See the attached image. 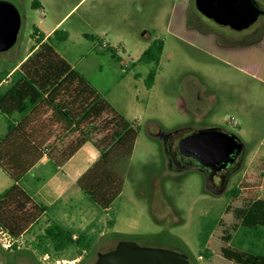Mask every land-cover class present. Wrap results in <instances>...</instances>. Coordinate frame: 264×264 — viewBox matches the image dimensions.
<instances>
[{"label":"rangeland","instance_id":"1","mask_svg":"<svg viewBox=\"0 0 264 264\" xmlns=\"http://www.w3.org/2000/svg\"><path fill=\"white\" fill-rule=\"evenodd\" d=\"M5 1L18 8L22 26L14 46L0 52L1 77L35 44L34 27L48 32L75 7L59 24L68 38L54 41L56 51L118 113L137 121L139 134L131 158L123 164L116 157L112 163L124 179L112 215L82 191L73 200L85 216L72 229L86 234L87 249L72 245L44 259L33 242L53 220L47 216L16 249L2 245L6 241L0 232V264H94L99 252L116 246V233L141 246L186 253L190 264H230L221 253L223 229L235 221L225 211V193L239 187L230 200L233 206L264 198V12L249 28L235 31L203 15L195 0H38V8L33 0ZM256 1L264 10V0ZM157 37L165 40V48L156 82L148 88L144 80L150 66L133 62ZM106 44L121 61L105 51ZM214 126L237 134L245 150L240 161L213 179L194 164L180 165L177 158L180 138ZM40 169L31 171L24 187ZM10 182L0 170V191ZM68 202L64 196L56 207ZM232 234L236 244L239 234Z\"/></svg>","mask_w":264,"mask_h":264},{"label":"trees","instance_id":"2","mask_svg":"<svg viewBox=\"0 0 264 264\" xmlns=\"http://www.w3.org/2000/svg\"><path fill=\"white\" fill-rule=\"evenodd\" d=\"M32 6L38 8L40 4L33 0ZM32 35L35 45L10 74L5 88L0 76V115L7 126V134H0V170L13 180L11 186L0 192V231L14 240L35 231L47 209L37 204L20 185L44 154L51 152L52 156L67 160L85 141H92L100 151V158L79 178L78 185L92 203L107 212L124 188L122 175L110 163L115 157L123 164L127 162L139 134V125L118 113L56 51L54 41L68 38L65 30L57 28L46 37L34 27ZM85 36L96 39L93 35ZM164 48L165 40L154 38L133 62L150 66L144 80L148 88L156 82ZM105 51L121 61L114 47L106 44ZM9 73L5 71V75ZM71 128L80 133L79 137L67 148H54V143ZM239 192L235 186L225 193V211L232 213L235 221L230 229H223L221 253L230 264H264V198H250L240 206H233L230 200ZM232 232L239 234L236 244H232ZM116 235L119 240L124 238L122 233ZM87 238L86 234L76 235L73 229L51 221L42 232H36L33 247L40 255L49 254L50 258L72 245L87 249L90 246ZM17 243L12 248L16 249Z\"/></svg>","mask_w":264,"mask_h":264},{"label":"water","instance_id":"3","mask_svg":"<svg viewBox=\"0 0 264 264\" xmlns=\"http://www.w3.org/2000/svg\"><path fill=\"white\" fill-rule=\"evenodd\" d=\"M195 4L203 15L220 26L238 31L252 26L264 12L256 0H195ZM21 26L18 8L0 0V52L14 46ZM244 150V143L237 134L215 126L195 130L178 141L181 155L196 159L201 169L214 172L242 158ZM94 264H190V259L186 253L121 239L114 248L99 252Z\"/></svg>","mask_w":264,"mask_h":264},{"label":"crops","instance_id":"4","mask_svg":"<svg viewBox=\"0 0 264 264\" xmlns=\"http://www.w3.org/2000/svg\"><path fill=\"white\" fill-rule=\"evenodd\" d=\"M37 2L39 1L37 0ZM39 4L41 6L40 2ZM74 8L75 7H73L66 15H68ZM65 16L61 18L59 22L50 31L44 32L38 27L39 31L43 32L46 35V37L51 35L55 29L57 28L61 29V26H59V24L62 22ZM93 36L96 37V39L94 40H100L99 35H93ZM30 52L31 49L22 60H20L18 63L15 64L14 67L10 69L9 75H5V77H1L2 86L9 84L10 74L21 65V63L28 57ZM71 66L75 68L74 65ZM1 117L2 116L0 115V118ZM129 122L139 125L137 121H129ZM0 134L3 136L7 134V126L6 128H3V133ZM79 135L80 133L78 131L74 130V128H71L60 139H58L54 143V148L64 149L69 147L74 142V140L79 137ZM51 154H52L51 152L44 154V156L36 163V165L27 173L23 181L35 168H38L39 166L42 167L39 173L36 176L32 177L31 182L27 183L26 185L27 187H24V185L22 184L23 181L20 183V185L37 204L41 206H45L47 208L46 211L44 212V215L42 216L41 222L45 217L50 216L53 219L51 221H57V222L60 221L59 223H61L67 228L72 229L75 225H77L80 222L81 216L82 217L85 216L84 214H81L78 204L74 205V201H73L75 197H78L81 191L78 185V180L100 158V151L92 141L87 140L67 160H62L60 159V156L55 157V155L52 156ZM114 159L110 163V166L112 168H113L112 163ZM114 170L118 171L119 173L121 172L117 169ZM10 180L11 182L9 184L6 183L7 185H5V188L13 184V180L11 178ZM64 196L69 197V199L71 200V204H69L68 202L63 207H56L57 203H59ZM98 209L103 211L106 215L109 214L112 215L111 213L113 211L112 208L107 212L99 207ZM111 219H113V223H111V225L114 224L115 227L116 218L111 217ZM51 221H48L46 226ZM24 235H22L21 238H23Z\"/></svg>","mask_w":264,"mask_h":264},{"label":"flooded vegetation","instance_id":"5","mask_svg":"<svg viewBox=\"0 0 264 264\" xmlns=\"http://www.w3.org/2000/svg\"><path fill=\"white\" fill-rule=\"evenodd\" d=\"M260 18V17H259ZM211 19V18H210ZM227 27H229V26H227ZM231 28V27H230ZM234 30V29H233ZM235 31H238V30H235ZM169 137H170V135L167 137V141L169 140ZM173 157H174V154H172L171 155V161H173L174 159H173ZM177 160L179 161V163H180V165H187V164H189V165H191V164H194L195 166H197L200 170H202V171H204L209 177H211V178H215L217 175H218V173L220 172V171H217V172H214V171H212V170H209V169H207V168H204V169H201L200 167H199V165H198V163H197V160L196 159H194V158H189V157H185V156H183V155H181L180 153H179V151H178V158H177ZM237 160H241V158L240 159H237ZM239 163V162H238ZM230 166V165H229ZM229 166L226 168V169H228L229 168ZM223 170H225V169H223ZM223 170H221V171H223ZM219 178V177H218ZM7 249V248H6ZM0 256H1V254H0Z\"/></svg>","mask_w":264,"mask_h":264},{"label":"built area","instance_id":"6","mask_svg":"<svg viewBox=\"0 0 264 264\" xmlns=\"http://www.w3.org/2000/svg\"><path fill=\"white\" fill-rule=\"evenodd\" d=\"M1 232V231H0ZM4 236H5V243H3L2 245H4L5 248H9L12 247V244H14V242H18L19 240H14L12 239L10 236H8L6 233L1 232ZM44 259H48L49 258V254H45L43 256Z\"/></svg>","mask_w":264,"mask_h":264}]
</instances>
